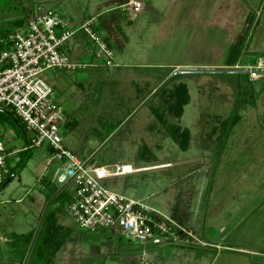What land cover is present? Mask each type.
<instances>
[{
  "label": "rangeland",
  "instance_id": "374dc122",
  "mask_svg": "<svg viewBox=\"0 0 264 264\" xmlns=\"http://www.w3.org/2000/svg\"><path fill=\"white\" fill-rule=\"evenodd\" d=\"M141 1L143 7L132 13L120 7L125 2L113 0H0V24L9 26L26 14L28 18L40 5L76 27L94 18L98 27L94 30L110 40L115 65L92 62L95 47L79 31L69 41L67 54L71 62L87 67L45 72L53 87L51 97L70 123L60 129L63 145L82 160L90 159L88 165L108 170L124 164L144 168L103 183L175 222L180 219L194 238L190 243L185 237L153 246L121 234L101 237L99 232L80 229L65 211L73 186L56 181L59 165L47 164L43 145L8 156L11 173L0 186L4 257L3 252L9 251L5 238L37 235L44 218L45 235L51 236L49 226L53 237L65 236L51 264H264V78L249 81L246 70L220 67L228 63L231 51L217 56L205 51L196 59L193 50L185 52L186 47L178 44L185 10L203 0H173L170 9L166 0ZM242 1L250 18L242 31L236 27L234 39L242 36L239 56L249 67L264 59V0ZM167 10L170 15L164 19ZM111 12L122 13L115 28L124 40L120 46L100 27L99 19ZM198 62L218 64L208 67ZM166 81V87L153 96ZM175 87L179 88L175 91ZM184 87L189 103L182 115L167 112V98L174 99L175 93L181 99ZM158 112L168 127L189 131L185 148L177 141L182 136L171 138ZM28 135L10 108L0 105L5 150L22 149ZM53 220L64 224L63 229H55ZM66 228L71 229L68 240ZM42 251L49 258L47 247Z\"/></svg>",
  "mask_w": 264,
  "mask_h": 264
},
{
  "label": "built area",
  "instance_id": "2783aa9c",
  "mask_svg": "<svg viewBox=\"0 0 264 264\" xmlns=\"http://www.w3.org/2000/svg\"><path fill=\"white\" fill-rule=\"evenodd\" d=\"M120 7L136 13L143 2L127 0ZM93 22L94 18H89L76 27L52 9L40 5L20 28L0 35V105L10 108L29 134L25 146L18 151L7 152L0 139V186L10 172V154L46 145L47 164L59 165L56 181L73 186V199L65 211L80 229L107 236L121 234L129 240L153 246L192 236L167 215L116 193L103 183L107 178L138 170L131 167L127 170L126 164L117 165L113 170L88 165L90 159L82 160L63 145L60 129L66 116L51 97L53 87L45 72L87 67L71 62L67 54L71 50L69 41L79 31H83L95 47L92 62L101 61L107 67L115 65L113 49L92 28ZM235 68L246 70L250 80L264 77V59L261 58L253 66Z\"/></svg>",
  "mask_w": 264,
  "mask_h": 264
},
{
  "label": "crops",
  "instance_id": "0c3cea01",
  "mask_svg": "<svg viewBox=\"0 0 264 264\" xmlns=\"http://www.w3.org/2000/svg\"><path fill=\"white\" fill-rule=\"evenodd\" d=\"M166 1H167L166 6L168 7V9H170L173 6L174 1L173 0H166ZM244 4L246 3H244L242 0H203V2L199 6L194 5L193 7H190L188 10L186 9L183 16L184 21H182V25H180L179 34L181 36V39L179 40L178 44L180 43L183 45V47H186L185 52H188L189 50H193L195 52V56L196 54L203 53L205 51H215L217 52L215 53L216 56L221 51H225V50L229 51L235 42L234 38L236 36L235 35L236 27L238 29L240 28L239 30L242 31V29L248 24L250 18V10L246 9L244 7ZM168 11L170 10H167L165 12L164 19L165 18L167 19V16L170 15ZM178 15L180 16L181 14ZM236 21H238V23H236ZM240 31H238L237 34H239ZM175 35H177V32ZM175 41H177V39H175ZM197 58L198 57L196 56V59ZM240 58L241 56L238 57L236 63L232 67H236V66L242 68L248 67V65L245 63L246 59L245 58L240 59ZM198 63H200L199 66H208V67L217 66L218 64L216 63L214 65L213 64L202 65V62H198ZM178 66L181 65H177V67ZM220 67H227V66L226 64H223ZM258 80L249 79V81H258ZM140 169L142 170L144 168H137L136 170H140ZM42 201H44L45 203V200L42 199ZM41 211H42V206L40 208V212L38 211L39 215ZM53 221L55 223L53 225L55 229L56 228L63 229L62 225L64 224L57 223L56 220ZM64 232L67 234L66 236L68 240L71 235V229L66 228L64 229ZM102 235L104 237H107L103 233L99 234V236L101 237ZM35 237L36 234H34L32 243L30 244L29 251L26 256L25 264L28 259ZM6 239L7 238H5V241ZM3 253L5 254V257L3 254H0V258H1L0 261H4V258H6V256L8 257L7 260H10L12 258L8 254L9 252H3ZM13 259L15 260L14 257ZM51 263L52 262H50V264Z\"/></svg>",
  "mask_w": 264,
  "mask_h": 264
},
{
  "label": "trees",
  "instance_id": "16d2710c",
  "mask_svg": "<svg viewBox=\"0 0 264 264\" xmlns=\"http://www.w3.org/2000/svg\"><path fill=\"white\" fill-rule=\"evenodd\" d=\"M113 1H118V2L120 1V2L124 3L127 0H113ZM26 15H25L24 19H20L19 18V19L11 21V23L13 25L11 24V25L7 26V22H5L6 23V27L0 29V35L6 34L7 32H10V31H13V30H15L17 28H20L23 25L25 19L27 18ZM121 19H122V13L121 12L120 13L119 12H117V13L116 12H111L109 14L107 13V15H105V17H101L99 19L100 27L104 31L109 33L110 36H111V39L113 40V42L115 41L116 44H118L119 46L123 44L124 40L121 42L120 31L117 30V32H116L115 28L119 24ZM8 22H10V21H8ZM2 25L0 27H2ZM92 28L95 29V30H98V27L95 26L94 22L92 24ZM112 30H113V33H111ZM108 39L106 37L104 41L108 44V46L111 49H113L112 46H111L110 40H108ZM242 44H243L242 36L241 37L237 36L233 46L229 50V51H231L230 52V56H229L230 59L228 58L229 60H228V63L226 64V66H233L236 63V60H237V58L240 55V47L238 48V46L239 45L242 46ZM238 52H239V54H238ZM235 55H237V56L235 57ZM232 56H234L236 58L234 60V62H230V60H232L231 59ZM172 78L170 80H172ZM262 78H264V77H262ZM262 78H260V79H262ZM166 84L164 85V87H162L159 90V92H161L166 87ZM177 88H179V87H175L174 90L176 91ZM183 91H184V93H183V96H181V99H179L177 94H175V93H174V95H175L174 99L167 98L166 103H165V104H167V107L165 109L167 112L175 113L177 116H181L182 115L183 106L189 103V97L187 96V93H186V87L183 88ZM162 116H163V113L158 112L157 118H159L161 120V122L164 124L165 129L167 128V130L170 133L171 138L177 140V138H176L177 136H182V138H180L177 141H179V144L181 145L182 148H185L187 146V139H188V136H189V131L187 129H183L182 131H180L178 127H175V128H173L172 126L168 127L169 125L165 124L164 119H163ZM234 123L235 122H233L232 124L230 123L231 128L234 126ZM69 124L67 123V118H66V122H65L64 126L65 127L69 126ZM24 152L27 153L29 151H24ZM21 161H22V159L19 160V162H21ZM10 173L11 172H9L8 176L10 175ZM55 192H57V191H55ZM61 193H62V191L55 196V199L58 198ZM72 199H73V195H72L70 200H72ZM174 208H178V209H173V211L176 212L175 216H177V214H178V219H179V216H180L179 213H178L179 207H176V204H175ZM185 216L188 219L189 212H187V210H186ZM43 219H42L41 227H40V229H39V231H38V233H37V235L35 237V240L33 242V245H32V248L30 250L28 259L26 261V264H33L35 262L34 261L35 259L36 260H40L42 262V264H50L51 256L54 255L53 252L55 250L59 249L62 246V244H63L65 236H64V238L60 237L58 235L57 236L55 235L53 237L49 226H47L46 229H49L47 231H49L51 233V236H48V234L45 235L46 232L45 233L42 232ZM176 223L179 224L182 228H184V229H186L188 231V229L186 228L187 224L182 223L180 219ZM54 224L55 223L53 221L51 225L53 226ZM43 231H45V229ZM33 237H34V233L33 234L31 233L30 235L29 234H12L10 237H8L7 240H6L7 241L6 245H7V249L10 251V254L9 253L8 254L12 258L10 260H8V261H0V264H23L27 254H28L29 247H30L31 241L33 240ZM191 237L194 238V236H186L187 240H189L188 241L189 243L192 240ZM43 247L44 248L47 247V252H48L47 254H49V258H47L45 256V253H43V251H42L44 249ZM51 252H52V254H51ZM13 257L15 258V260L13 259ZM32 258H33V261H32Z\"/></svg>",
  "mask_w": 264,
  "mask_h": 264
},
{
  "label": "water",
  "instance_id": "95a60500",
  "mask_svg": "<svg viewBox=\"0 0 264 264\" xmlns=\"http://www.w3.org/2000/svg\"><path fill=\"white\" fill-rule=\"evenodd\" d=\"M167 83V81L166 82H164L163 84H162V86L158 89V90H156L154 93H153V96L165 85ZM152 97V96H151ZM61 190H59L58 191V193L60 192Z\"/></svg>",
  "mask_w": 264,
  "mask_h": 264
},
{
  "label": "bare ground",
  "instance_id": "6f19581e",
  "mask_svg": "<svg viewBox=\"0 0 264 264\" xmlns=\"http://www.w3.org/2000/svg\"><path fill=\"white\" fill-rule=\"evenodd\" d=\"M126 169H127V170H130V166L127 165V168H126Z\"/></svg>",
  "mask_w": 264,
  "mask_h": 264
},
{
  "label": "clouds",
  "instance_id": "9594fccd",
  "mask_svg": "<svg viewBox=\"0 0 264 264\" xmlns=\"http://www.w3.org/2000/svg\"><path fill=\"white\" fill-rule=\"evenodd\" d=\"M127 165V164H126Z\"/></svg>",
  "mask_w": 264,
  "mask_h": 264
}]
</instances>
